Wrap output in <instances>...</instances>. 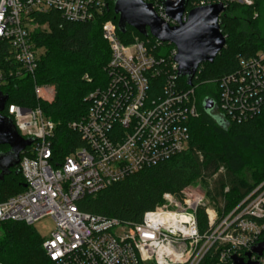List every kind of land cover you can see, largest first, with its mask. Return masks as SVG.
<instances>
[{"label": "built area", "instance_id": "1", "mask_svg": "<svg viewBox=\"0 0 264 264\" xmlns=\"http://www.w3.org/2000/svg\"><path fill=\"white\" fill-rule=\"evenodd\" d=\"M142 1L165 22L177 25L166 15L164 0ZM235 2L253 5L252 0L217 4L227 7ZM108 4L109 0H0V49L7 51L0 89L9 79L35 77L45 54L35 36L49 30L37 22L38 15L56 12L68 22L88 23L102 16ZM103 37L111 52L108 83L85 99L86 116L69 126L85 146L56 159V124L42 108L6 109L5 117L13 120L20 136L35 141L19 164L25 191L0 202V231L8 222L33 227L53 219L54 229L42 243L53 264H200L214 247H221L220 262L233 256L248 261L246 254L264 241V182L229 213L208 211L206 197L192 186L180 195L165 194L163 204L147 212L139 224H123L77 208L85 195L186 152L190 123L200 117L196 88L181 89L174 58L168 63L157 55L165 44L139 38L126 44L112 21L103 25ZM209 83L219 86L217 108L229 122L259 116L264 112V49L241 58L234 73ZM34 91L40 101L51 103L55 98L53 87L36 84ZM200 212L208 220L204 233ZM250 260L264 264V252L252 254Z\"/></svg>", "mask_w": 264, "mask_h": 264}, {"label": "trees", "instance_id": "2", "mask_svg": "<svg viewBox=\"0 0 264 264\" xmlns=\"http://www.w3.org/2000/svg\"><path fill=\"white\" fill-rule=\"evenodd\" d=\"M116 1L109 0L104 14L88 23L68 22L56 12L38 15L37 22L47 24L49 30H40L35 36L37 46L45 50L35 77L9 79L0 89V93L8 97L2 116L5 117L10 105L27 109L40 106L45 116L56 124L53 141L56 159L60 160L85 146L80 134L69 126L86 116L89 105L85 99L108 83L106 68L111 52L103 37V25L112 21L117 26L119 37L126 44L134 42L136 38L155 41L152 36L144 37L130 26H127L126 33L120 32V17L114 11ZM218 1L189 0L187 10L217 4ZM252 1V6L237 2L227 4L225 16L220 22L227 39L226 48L213 64L205 63L199 67L193 87L196 88L200 117L190 123L188 150L99 193L85 195L76 203L79 211L117 219L123 224H139L147 212L163 204L165 194L180 195L201 179L209 182L208 193L220 205L218 210L229 213L264 182V112L246 122H229L217 108L219 86L209 83L234 73L241 58H249L264 49L261 30L255 29L264 8V0ZM246 22L251 31L247 30ZM174 51V46L165 44L157 55L171 63ZM6 52L5 47L0 49V68H3ZM86 76L89 81L85 79ZM178 82L181 89L190 88L186 79L180 78ZM36 84L54 88L53 102L37 99L34 91ZM206 99L215 102L213 114L204 109ZM29 148L31 146L22 152L20 161ZM9 150V146H0V153ZM18 169L19 165L0 181V202L25 191L22 174H16ZM198 219L201 232L204 233L208 230L205 213L200 212ZM42 243L43 240L32 227L5 223L0 231V264H53L47 258ZM220 253L221 247H214L200 264H233L230 259L220 262Z\"/></svg>", "mask_w": 264, "mask_h": 264}, {"label": "water", "instance_id": "3", "mask_svg": "<svg viewBox=\"0 0 264 264\" xmlns=\"http://www.w3.org/2000/svg\"><path fill=\"white\" fill-rule=\"evenodd\" d=\"M189 0H164L166 15L176 26L161 19L151 4L142 0H117L115 14L120 17L118 28L126 33L127 26L132 27L144 37L152 36L163 44L175 47L174 62L177 65V76L186 79L193 87L199 67L205 63L213 64L218 55L226 48L227 39L220 26V19L225 16L226 7L219 4L201 6L188 13L187 21L183 17L187 12ZM8 97L0 93V146H9L7 153H0V181L9 175L11 169L18 166L22 152L34 143V139H24L18 133L13 120L4 117ZM206 112L213 114L215 102L204 101ZM18 169L16 174H20ZM264 252V241L246 254L245 258L233 256V264H258L250 260L252 254L261 256Z\"/></svg>", "mask_w": 264, "mask_h": 264}, {"label": "rangeland", "instance_id": "4", "mask_svg": "<svg viewBox=\"0 0 264 264\" xmlns=\"http://www.w3.org/2000/svg\"><path fill=\"white\" fill-rule=\"evenodd\" d=\"M247 24V30L251 31L250 29V25L248 24V22H246ZM260 29L261 30V35L264 37V8L262 9V11L260 12V18L257 22V24L255 25V29ZM192 187H197L198 190H196L197 192L203 194L206 199H207V210L210 212H217V210L219 209V204L214 202L211 197L209 196V188H210V184L208 181H204V180H197L195 182L194 185H192ZM54 221L51 218H47L42 220L41 222L37 223L36 225H34L32 227V229H34L38 235L41 237L42 240H44L45 238L48 237V235L51 233V231L54 229Z\"/></svg>", "mask_w": 264, "mask_h": 264}]
</instances>
